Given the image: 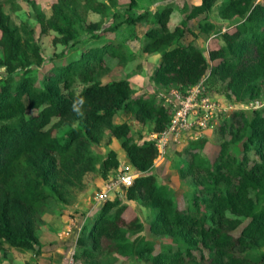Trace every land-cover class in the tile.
Instances as JSON below:
<instances>
[{"label": "trees", "instance_id": "16d2710c", "mask_svg": "<svg viewBox=\"0 0 264 264\" xmlns=\"http://www.w3.org/2000/svg\"><path fill=\"white\" fill-rule=\"evenodd\" d=\"M12 1L0 0V66L6 72L0 77V261L10 247L38 251L37 231L41 215L50 211V198L79 189L88 171L104 178L118 165L114 149L99 154L86 148V137L105 128L119 139L138 172L124 187L126 197L142 199L153 212L149 231L169 236L174 246L161 242L152 252L154 243L137 233L139 218H124L127 204L105 197L77 238L76 255L83 262L109 264L105 252L126 251L149 256L148 264H188L195 252L201 264H264V105L252 108L251 115L234 110L230 118L236 123L223 120L220 125L232 140L241 138L240 157L229 154L226 140L219 142L211 162L200 151L204 138L187 146L188 159L180 171L200 187L181 207L166 185L155 183L150 171L157 156L153 141L136 142L127 122L111 120L128 109L133 120H149L151 131H161L170 119L169 107L132 95L126 78L97 79L106 56L120 54L118 44L103 33L147 19L146 12L130 14L137 0H127L126 13L114 10L113 21L103 28L87 15H107L112 0H51L48 14L35 13L33 27L11 18ZM214 8L226 22L224 30L207 20ZM171 11L170 4H163L151 13L140 44L141 52L159 54L154 84L184 92L208 75L223 81L232 100L264 97V0H199L170 29ZM194 18H201L204 29H213L220 40L207 55L193 42H178ZM82 31L87 36L78 39ZM48 35L64 48L53 52L50 68L38 77L45 62L40 40ZM66 49L72 51L65 55ZM80 97L83 115L74 111ZM61 127L68 128L58 134ZM130 233L135 235L129 238Z\"/></svg>", "mask_w": 264, "mask_h": 264}, {"label": "rangeland", "instance_id": "374dc122", "mask_svg": "<svg viewBox=\"0 0 264 264\" xmlns=\"http://www.w3.org/2000/svg\"><path fill=\"white\" fill-rule=\"evenodd\" d=\"M34 1L36 3L35 5L30 4L27 0H13V10L9 11L11 18L15 22L23 21L28 26L33 27L35 25V13L40 11L48 14L50 11L49 2L51 0ZM103 1L110 2V0ZM198 1L137 0L130 14L135 15L139 12H146L147 19L129 25L121 24L115 31L103 33L106 38L118 44L119 48L117 50L120 54L106 56L105 65L102 66L97 79L107 81L113 78H126L132 88V95H142L169 107L168 100L175 99V95H171V90L174 89L179 93L183 92L174 87H163V85H156L152 82L151 76L158 61L159 54H146L140 51L143 32L151 25V13L160 6H163V4H170L172 7L167 23L168 28L171 29L183 18L187 6ZM109 4L107 15L99 16L97 13H90L87 15V18L98 24L99 28H103L113 21L111 13L114 10L118 13H126L125 7L127 0H112ZM207 18L215 27H221V30H224L222 26L226 22L218 18L215 8L208 12ZM188 26L189 29L184 30L182 35L178 37V42L184 44L193 42L200 47L204 55H207L209 48L216 47L220 42L212 33L213 29H204L205 27L203 26L201 18H194V20L188 21ZM86 36L87 32L82 31L77 38L84 39ZM40 44L45 56V62L37 70L38 77L50 68L51 56L54 55L53 52H58L64 48L61 44H53L51 35L43 37L40 40ZM71 51V49H66L65 55ZM208 63L212 65L211 61ZM18 74V72H15L14 76ZM5 75L4 68L0 66V77ZM222 82L221 80H213L207 75L193 84L207 98L208 103L211 104L212 110L210 117L203 118L200 114L194 120L192 119V115H188L187 125L185 127L173 129L167 123L165 128L162 129V131L166 130L165 146L162 141L164 149L155 157L150 171L155 175V183L166 185L173 200L181 207L185 206L193 190L200 187L199 182L193 176L191 177V175L184 173L181 174L180 171L183 170L188 159V155L185 152L187 146L193 140L197 141L200 138H204L200 146V151L208 159V162H211L217 153L219 142L226 140L228 142L227 148L229 154L234 157H240L241 138L232 140L233 135L227 132L226 128L224 131H221L220 125L223 120L227 122L231 120L234 124L236 123L230 118V114L234 110H243L245 114L251 115L252 108H262L264 105L263 96L243 99L242 101L232 100V97L228 96L227 90L223 87L222 84L224 83ZM75 84L79 85V83L74 82V86ZM193 85L188 86L184 91ZM28 112H31V110H28ZM111 120L114 122H127L130 126L129 134L136 142L149 139L151 136L152 122L149 120L143 124L136 122L130 117L128 109H122L116 112ZM67 128L61 127L58 134L64 133ZM109 135L111 136L110 141ZM85 144L91 153L104 154L108 148L114 149L119 160L118 165L110 169L104 178H101L97 171H88L84 174L83 184H80L79 189L74 190L71 188V194H69L70 191L67 192L68 194H65L66 191H64L63 194L61 192L59 196L50 198V211L47 210L41 215L42 219L37 231L38 245H35V248H38V251L36 252L32 248L24 250L16 247L7 248L5 257L0 261V264H69L70 262L74 264H86L76 255V251L78 252L77 238L82 230L83 224L87 220H90L91 215L101 205L103 199L96 200V194L103 188V184L107 182H116L117 189L109 194L107 193L105 197L108 199L118 197L121 202L127 204L122 212L124 218L128 219L133 216L139 218L142 228L137 233L144 236L146 240L154 243V250L152 252L159 248L161 242L174 246L169 236L149 231V224L153 212L142 203L140 197L127 198L125 193L126 189L124 190L125 186L119 185V176L121 174L129 173L133 177L138 174L129 164L121 150L119 139L113 137L105 128H101L99 132L93 130L86 137ZM95 165L97 164L95 163ZM229 216L234 217L232 214H229ZM239 220L241 223L245 221L241 217H239ZM241 223L233 229L234 232L239 228ZM134 235V233H130L128 237L132 238ZM72 248L74 249V259L71 258L70 254ZM197 253L195 252V256L189 259L188 264H201V259ZM104 255L106 256V261H109V264L149 263V256H135L126 251L121 253L105 252ZM202 263L206 264L207 262L204 263L202 261Z\"/></svg>", "mask_w": 264, "mask_h": 264}, {"label": "built area", "instance_id": "2783aa9c", "mask_svg": "<svg viewBox=\"0 0 264 264\" xmlns=\"http://www.w3.org/2000/svg\"><path fill=\"white\" fill-rule=\"evenodd\" d=\"M191 86L188 90L183 93H179L174 89L171 90V95H175V99L168 100L169 109H170V119L168 121V126L171 128H180L187 125V116L192 115V119H196L198 115L201 114L203 118H208L211 116L212 106L208 103V100L205 96L201 94V91ZM202 118V119H203ZM197 121V120H196ZM189 123V121H188ZM198 123V122H197ZM165 131H151L150 140L153 141L157 154L162 152L165 146ZM175 132V131H174ZM164 143V146L162 144ZM133 179V176L129 173L121 174L119 176V185H129ZM117 189L116 182H107L103 184V188L97 192L96 200L105 199V196L110 191H115ZM71 258L74 259V249L70 251ZM71 261V259H70ZM77 261V260H76ZM78 262V261H77ZM69 264H74L70 262Z\"/></svg>", "mask_w": 264, "mask_h": 264}, {"label": "clouds", "instance_id": "9594fccd", "mask_svg": "<svg viewBox=\"0 0 264 264\" xmlns=\"http://www.w3.org/2000/svg\"><path fill=\"white\" fill-rule=\"evenodd\" d=\"M84 104V99L83 97H80L77 99V101L75 102L74 104V111L79 114V115H83L82 111H81V108Z\"/></svg>", "mask_w": 264, "mask_h": 264}]
</instances>
